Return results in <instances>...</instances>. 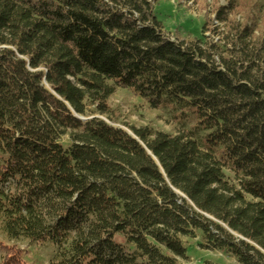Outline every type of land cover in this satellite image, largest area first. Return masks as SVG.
<instances>
[{"label": "trees", "instance_id": "1", "mask_svg": "<svg viewBox=\"0 0 264 264\" xmlns=\"http://www.w3.org/2000/svg\"><path fill=\"white\" fill-rule=\"evenodd\" d=\"M160 1L0 0L8 243L49 264H178L199 236L204 250L264 264V33L230 23L228 0L222 40L175 42ZM115 89L175 113L182 132L109 125ZM2 248L3 264H21Z\"/></svg>", "mask_w": 264, "mask_h": 264}, {"label": "rangeland", "instance_id": "2", "mask_svg": "<svg viewBox=\"0 0 264 264\" xmlns=\"http://www.w3.org/2000/svg\"><path fill=\"white\" fill-rule=\"evenodd\" d=\"M227 5L228 0H162L156 6L155 13L170 40L185 43L206 40L215 44L228 32L226 25L215 19L218 10L226 8ZM228 18L232 24L256 25L255 36L260 37L264 33V0H236L235 9L233 13H229ZM204 24L208 25V30L203 35ZM213 32H217V35ZM108 104L111 110L110 121L100 119L129 135H132L131 129H149L170 136H177L183 130L175 121V113L152 110L146 102L129 91L115 89ZM186 130H190V127ZM63 144L66 146V143ZM225 175L233 179L231 174L225 172ZM183 244L186 259L179 260L178 264H238L224 254L202 249L199 236L195 239H184ZM2 246L14 247L13 253L21 264H49L52 256L49 252H37L26 245L8 243L0 232V264L7 259Z\"/></svg>", "mask_w": 264, "mask_h": 264}, {"label": "water", "instance_id": "3", "mask_svg": "<svg viewBox=\"0 0 264 264\" xmlns=\"http://www.w3.org/2000/svg\"><path fill=\"white\" fill-rule=\"evenodd\" d=\"M83 121V120H82Z\"/></svg>", "mask_w": 264, "mask_h": 264}]
</instances>
